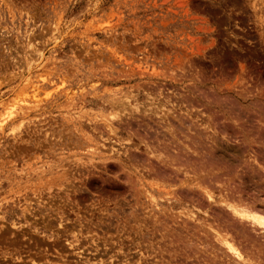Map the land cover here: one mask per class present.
Instances as JSON below:
<instances>
[{
	"label": "rangeland",
	"instance_id": "1",
	"mask_svg": "<svg viewBox=\"0 0 264 264\" xmlns=\"http://www.w3.org/2000/svg\"><path fill=\"white\" fill-rule=\"evenodd\" d=\"M263 127L264 0H0V264H239L183 180L264 206Z\"/></svg>",
	"mask_w": 264,
	"mask_h": 264
},
{
	"label": "bare ground",
	"instance_id": "2",
	"mask_svg": "<svg viewBox=\"0 0 264 264\" xmlns=\"http://www.w3.org/2000/svg\"><path fill=\"white\" fill-rule=\"evenodd\" d=\"M149 83V82H148ZM125 103V102H124ZM206 108V107H205ZM230 113V112H229ZM232 113V112H231ZM222 114V113H221ZM255 114V113H254ZM109 116H111V115H109ZM142 116V115H141ZM169 118V117H168ZM189 123V122H188ZM148 124V123H147ZM183 124V123H182ZM217 124V123H216ZM106 125V124H105ZM175 125V124H174ZM213 125V124H212ZM251 125V124H250ZM170 127V125H167V127ZM151 127V126H150ZM214 127V126H213ZM262 127V126H261ZM109 128V127H108ZM243 128V127H242ZM256 128V127H255ZM264 128V127H263ZM171 130V129H170ZM159 131V130H158ZM164 131V130H163ZM225 131V130H224ZM253 131H254V129H253ZM203 132V131H202ZM200 133V132H199ZM176 134V133H175ZM195 134V133H194ZM197 134V133H196ZM264 134V133H263ZM201 135H203L202 133H201ZM261 135H262V132H261ZM155 136V135H154ZM174 136H176V135H174ZM194 136V135H193ZM198 136H200V135H198ZM264 136V135H263ZM213 137V136H212ZM176 138V137H175ZM189 138H191V137H189ZM199 138V137H198ZM202 138H204L203 136H202ZM194 139H195V137H194ZM213 139V138H212ZM250 139V138H249ZM198 141H199V139H197ZM214 140V139H213ZM195 141V140H194ZM197 141V142H198ZM203 141V140H202ZM202 141H201V143H202ZM171 142V141H170ZM173 142V141H172ZM174 142H176V141H174ZM200 142V141H199ZM204 142V141H203ZM219 143H220V141H218ZM263 142V141H262ZM195 143V142H194ZM205 143H206V141H205ZM227 143V142H226ZM248 143H250L249 142V140H248ZM168 144H170V143H168ZM180 144V143H179ZM197 144V143H196ZM206 144H208V143H206ZM206 144H204L205 146H206ZM175 145V144H174ZM220 145H221V143H220ZM247 145V144H246ZM245 145V146H246ZM253 145V144H252ZM165 146V145H164ZM176 146H177V144H176ZM175 146V147H176ZM182 146V145H181ZM184 146V145H183ZM183 146H182V148H183ZM202 146V145H201ZM210 146V145H209ZM208 146V147H209ZM223 147V146H222ZM252 147V146H251ZM163 148V147H162ZM200 146L198 147V151H200V149H202V148H200ZM206 148V147H205ZM205 148H203V152L205 151V150H208V148L207 149H205ZM214 148V147H213ZM227 148V147H226ZM214 149H216V148H214ZM214 149H213V152H211V155H210V158L208 159V158H205L204 159V157H202V158H198V160L199 161H201V165H203L204 164V167L203 168H205L206 170H207V168H211V170H216V171H218V170H221L220 169V162L222 161V159L224 158V159H226V157H223L224 156V154H221V153H219V154H217L216 152H214ZM219 149V148H218ZM230 149V148H229ZM237 149V148H236ZM245 150V149H244ZM179 151H180V149H179ZM183 151V150H182ZM181 151V153H182V155H184L183 154V152ZM185 151V150H184ZM193 151H196V149L195 150H193ZM264 151V150H263ZM261 152H262V150H261ZM180 153V154H181ZM230 153H232V154H237L236 153V150L234 149L233 150V152H230ZM264 153V152H263ZM164 154V153H163ZM166 154V153H165ZM190 154V153H189ZM209 154V153H208ZM262 154V153H261ZM179 155V154H178ZM177 155V153H176V156H178ZM195 155V154H194ZM223 155V156H222ZM238 155V154H237ZM264 154H262L261 156H263ZM172 156V155H171ZM180 156V155H179ZM178 156V157H179ZM188 156V155H187ZM209 156V155H208ZM194 157V156H193ZM192 157V158H193ZM141 158V157H140ZM181 158H187L186 156L185 157H181ZM189 158V157H188ZM191 158V159H192ZM195 158V157H194ZM263 158V157H262ZM197 159V158H196ZM261 159V158H260ZM128 160V159H127ZM130 160V159H129ZM177 160V159H176ZM181 160V159H180ZM190 160V159H189ZM195 160V159H194ZM197 160V161H198ZM262 160V159H261ZM264 160V159H263ZM136 161V160H135ZM139 161V160H138ZM182 161H183V159H182ZM191 161V160H190ZM226 161H224V163H225ZM234 163H236L235 161H233ZM263 162V161H262ZM188 163H190V162H188ZM200 163V162H199ZM198 163V164H199ZM223 163V164H224ZM94 164V163H93ZM178 164V163H177ZM182 164V163H181ZM220 164V165H219ZM227 164V163H226ZM230 164H231V162H230ZM155 165V164H154ZM173 165V164H172ZM260 165V164H259ZM194 166H196V165H194ZM199 166V165H198ZM231 166V165H230ZM236 166H237V164H236ZM254 166V165H253ZM149 167V166H148ZM262 167V166H261ZM195 168V167H194ZM237 168V167H236ZM235 168V169H236ZM177 169H178V167H177ZM197 169V168H196ZM230 169V168H229ZM231 169H233L232 168V166H231ZM238 169V168H237ZM209 170V169H208ZM207 170V171H208ZM248 170V169H247ZM253 170H254V168H253ZM251 171V173H253L254 171ZM261 170V169H260ZM263 170V169H262ZM160 171V170H159ZM187 171H189V170H185V172H187ZM195 171V170H194ZM202 172H203V170H201ZM215 171V172H216ZM228 171H231V170H228ZM228 171H226L225 170V172L226 173H224V174H232V173H230V172H228ZM240 171V170H239ZM243 171V170H242ZM259 171V170H258ZM173 172V171H172ZM190 172V171H189ZM204 172H205V170H204ZM245 172V171H244ZM243 172V173H244ZM259 172H261V171H259ZM262 172H264V171H262ZM160 173V172H159ZM165 173V172H164ZM183 173V172H182ZM188 173V172H187ZM242 173V172H241ZM242 173V174H243ZM220 174V173H219ZM223 174V173H222ZM223 174V175H224ZM234 174V173H233ZM264 174V173H263ZM153 175H156L155 173H153ZM223 175H221V176H223ZM244 175V174H243ZM242 175V176H243ZM254 175V174H253ZM257 175V174H256ZM197 177L199 176V175H196ZM213 176H215V175H213ZM238 176H241V174L240 175H237V177L236 178H238ZM245 176H247V175H245ZM250 176V175H249ZM261 176V175H260ZM217 177V176H216ZM219 177V176H218ZM251 177V176H250ZM241 178V177H240ZM258 178V177H257ZM173 179V178H172ZM209 179H211V178H209ZM242 179H245V178H242ZM250 179V178H249ZM254 179V178H253ZM176 180V179H175ZM208 180V179H207ZM228 180V179H227ZM238 180V179H237ZM241 180V179H240ZM173 181V180H172ZM242 181H245V180H242ZM251 181V180H250ZM183 182L184 183H186V185H190V186H194L196 189H197V192L200 194V195H204V197L206 198V201H207V203H208V206L211 208V205L212 204H218V206L221 208V209H227L228 210V212H226L225 210L223 211H220V209H219V212H218V216H220L221 217V219L225 222V226H227L228 227V229H226V227H225V229H221V228H219V225H218V229H213L212 227H211V229L213 230V235H212V238H213V240L215 241V242H217L216 244H218L217 245V247H218V249H220L221 251H222V255H229V257H230V259L232 260V261H235V262H237V263H239V264H241V263H245V264H261L262 262H264V261H262V260H264V259H262L261 260V262H260V260H257L258 259V257H257V259H253V258H251V255H252V253H247V252H244V253H242L240 250H242V248L241 249H239L238 248V246H237V243H236V241L233 239V237L231 236V233L229 232V229H231L235 234H240L243 238H245V240H247L249 243H252V245H256V243H257V253H259V252H262V253H264V206H260V205H257L256 203H254V202H252L251 200L249 201L248 199H246V198H244L243 196H244V194H243V196H242V194H240V192L238 191V187L236 186H234L235 187V189L234 190H227L228 189V187H225L224 185H223V183L218 187V189L217 188H215V186L213 187V186H208L209 185V183H208V185H206V184H204V183H202V181H198V180H195V178H193V177H191V178H185V180H183ZM222 182V181H221ZM217 183V182H216ZM231 183V182H230ZM239 183V182H238ZM237 183V184H238ZM249 183V182H248ZM251 183V182H250ZM218 184V183H217ZM216 184V185H217ZM232 184V183H231ZM233 185V184H232ZM246 185H247V182H246ZM242 186H244V185H242ZM264 186V185H263ZM212 187V188H211ZM233 187V186H232ZM233 187V188H234ZM256 188V187H255ZM258 188H260V187H258ZM164 190V189H163ZM235 190H237V191H235ZM239 190H243V189H239ZM245 190V189H244ZM69 191V190H68ZM247 191V190H246ZM215 192H217L218 193V195H215L214 196V193ZM245 192V191H244ZM175 193V192H174ZM247 193V192H246ZM173 194V193H172ZM69 195V194H68ZM179 195V194H178ZM249 195V194H248ZM251 195V194H250ZM175 197V196H174ZM248 198V197H247ZM256 199V198H255ZM259 199V198H258ZM204 201V200H203ZM257 202V201H256ZM199 204H201V202L199 203ZM203 206V205H202ZM216 207V206H215ZM218 207V208H219ZM213 208V207H212ZM115 210V209H114ZM140 210V209H139ZM148 210V209H147ZM188 211V210H187ZM177 218V217H176ZM196 218V217H195ZM115 220V219H114ZM214 221H215V219H214ZM116 222V221H115ZM160 222V221H159ZM219 222V221H218ZM191 225V224H190ZM206 226H208V225H206ZM211 226V225H210ZM97 227V226H96ZM48 228V227H47ZM72 228V227H71ZM90 228V227H89ZM165 228V227H164ZM210 228V227H209ZM76 229V228H75ZM93 229V228H92ZM171 229V228H170ZM168 231V230H167ZM159 232H160V230H159ZM255 232V233H254ZM252 233V234H251ZM1 234V233H0ZM165 234V233H164ZM258 235L257 237L255 236L254 237V235ZM261 238H262V240H261ZM209 240H210V238H208ZM162 242V241H161ZM241 242V241H240ZM140 243V242H139ZM15 244V243H14ZM60 244V243H59ZM191 244V243H190ZM200 244V243H199ZM204 244V243H203ZM212 244V243H211ZM215 244V245H216ZM49 245V244H48ZM69 245V244H68ZM203 246H206V244L205 245H203ZM69 247H71L70 245H69ZM261 248L263 249V250H261ZM48 249V248H47ZM56 249V248H55ZM191 249V248H190ZM165 250H166V248H165ZM192 250V249H191ZM45 251V250H44ZM63 251V250H62ZM105 251V250H104ZM220 251V252H221ZM255 251V250H254ZM219 252V251H218ZM182 255H183V253H182ZM218 255V254H217ZM261 255V254H260ZM62 256V255H61ZM203 256H205V255H203ZM208 257V256H207ZM217 257V256H216ZM260 257V256H259ZM264 257V256H263ZM205 259V258H204ZM34 260V259H33ZM181 260V259H180ZM38 261H40V260H38ZM154 261V260H153ZM216 261V260H215ZM133 263V262H132ZM215 263V262H214ZM169 264V263H168ZM264 264V263H263Z\"/></svg>",
	"mask_w": 264,
	"mask_h": 264
}]
</instances>
